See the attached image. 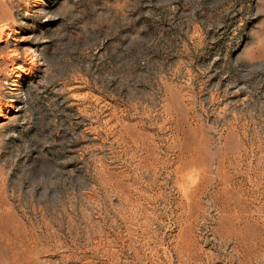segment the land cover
Here are the masks:
<instances>
[{
    "label": "rangeland",
    "instance_id": "obj_1",
    "mask_svg": "<svg viewBox=\"0 0 264 264\" xmlns=\"http://www.w3.org/2000/svg\"><path fill=\"white\" fill-rule=\"evenodd\" d=\"M0 58V264H264V0H0Z\"/></svg>",
    "mask_w": 264,
    "mask_h": 264
},
{
    "label": "bare ground",
    "instance_id": "obj_2",
    "mask_svg": "<svg viewBox=\"0 0 264 264\" xmlns=\"http://www.w3.org/2000/svg\"><path fill=\"white\" fill-rule=\"evenodd\" d=\"M39 2H40V1H39ZM41 3H42V1H41ZM40 5H42V4H40ZM41 7H42V6H41ZM3 35H4V33H3ZM10 56H12V55H10ZM10 58H11V57H10ZM0 59H1V58H0ZM19 59H20V58H19ZM1 60H3V59H1ZM1 60H0V62H2ZM4 61H5V60H4ZM4 61H3V62H4ZM18 64H19V63H18ZM0 65H2V63H1ZM11 67H13V66H11ZM14 67H15V66H14ZM19 67H20V66H19ZM19 67H18V66H17V68L15 67L16 70L19 71V69H20ZM22 68H23V67H22ZM9 69H10V68H9ZM12 69H13V68H11V70H12ZM20 71H23V70H20ZM13 73H14V72H13ZM18 73H19V72H18ZM22 73H23V72H22ZM18 76H20V75H18ZM21 79H22V78H21ZM21 79H20V80H15V81H14V84H13V86H14V88H13V90H12V91H13V92H12L13 94H11V95H15L14 97H16V98H20V96H21L20 93H19V92L21 91V88L23 87V84H22L23 82L21 81ZM12 101L17 102V99H12Z\"/></svg>",
    "mask_w": 264,
    "mask_h": 264
}]
</instances>
